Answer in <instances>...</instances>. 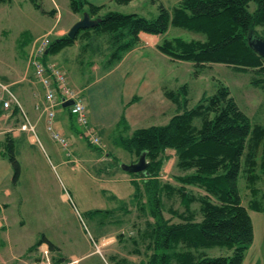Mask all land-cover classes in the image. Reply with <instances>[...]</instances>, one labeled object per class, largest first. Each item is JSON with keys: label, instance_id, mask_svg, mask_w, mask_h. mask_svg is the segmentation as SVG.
<instances>
[{"label": "trees", "instance_id": "16d2710c", "mask_svg": "<svg viewBox=\"0 0 264 264\" xmlns=\"http://www.w3.org/2000/svg\"><path fill=\"white\" fill-rule=\"evenodd\" d=\"M7 1L0 0V3ZM29 1L40 9L37 0ZM152 2L157 4L158 13L148 19L137 14H101L103 7L85 0H69L73 13H80L82 17L86 12L91 19H100V22L91 29L78 31L73 39L67 34L51 38L41 61L46 63L47 57L71 47L79 38L85 40L98 33L110 46L101 62L102 68L109 70L139 43V33L163 36L170 27H176L202 34L204 40H165L158 47L161 53L195 66L224 64L239 71H252L258 78L251 83L264 88V59L249 47L247 40L251 34L259 37L257 27L264 28V0H182L171 12L157 0ZM251 2L255 4L253 11L249 9ZM82 49L84 51L85 47ZM181 89L186 91V86ZM167 95L177 106L179 102L181 107L184 103L180 114L171 117L165 125L138 128L114 140V145L137 159L142 153L146 155L149 163L146 171L130 176L140 178L131 182L135 186L133 200L140 206L138 210L144 209L145 198L152 219L145 220L146 249L150 251L146 261L129 263L121 259L116 263L242 264L253 243L254 232L250 215L242 205L238 179L246 175L253 198L257 193L256 181L259 176L264 177V125H252L223 86L212 96L202 97L192 109L186 108L187 100L181 98L179 90ZM2 111L0 104V115ZM67 111L73 118L69 108ZM197 118L201 120L198 128L193 125ZM87 145L92 146L88 142ZM168 150L175 153V167L184 172L173 177L178 187L161 181L163 166L169 160ZM3 155L16 182L20 166L11 140H7ZM187 186L201 189L204 195L191 194ZM174 194L180 197L183 211L168 208L170 218H166L163 197L170 198ZM194 203L198 205L199 219L192 208ZM249 203L250 208L260 212L257 199ZM172 218H177V222ZM214 248H226L230 254L207 256L205 251Z\"/></svg>", "mask_w": 264, "mask_h": 264}, {"label": "rangeland", "instance_id": "374dc122", "mask_svg": "<svg viewBox=\"0 0 264 264\" xmlns=\"http://www.w3.org/2000/svg\"><path fill=\"white\" fill-rule=\"evenodd\" d=\"M177 1L179 0H161V4L167 10H171L177 5ZM53 3L58 5L60 22L51 14L54 9ZM148 3L153 5L150 1ZM37 4L40 9L29 0H10L0 3V81L2 82L15 79L16 76L11 75L14 69L23 72L25 60L28 70V51L34 39L46 33H50L52 39L55 38L53 29L44 31L53 26L54 28L66 26L74 18L69 0H37ZM135 6L137 5L117 8V10L124 14L140 13L141 8H134ZM249 7L253 11L255 4L251 2ZM157 13V6L153 5L145 14L139 15L148 16L146 18L150 19L156 17ZM76 14L77 17H81L80 13ZM256 33L264 39L263 27H257ZM165 38L166 40L180 38L184 41L204 40L202 34L176 27L168 29ZM79 39L77 42L80 48L85 47L84 53L79 58L83 64L76 68L78 71H74L73 74L79 75L78 83L85 80L91 82L95 78L92 63L99 65L97 76L103 70L101 62L109 52L110 46L105 37L98 33H93V36L85 40ZM76 51L77 49L73 48L71 56H74ZM48 58L50 59V56ZM178 64L177 68L170 69L166 66L165 70H171L170 74L178 79L176 90L181 93V98H186L187 109L194 108L202 97L212 96L219 87L223 86L229 90L230 96L248 116L252 125H264V88L251 83L252 79L258 78L254 72L239 71L224 64L195 66L193 63L182 61ZM184 85L186 91L180 90ZM19 86H26V82ZM183 106L184 103L182 110ZM57 111L67 112V108L60 107L56 110L55 121L59 116ZM193 125L200 127L201 120L195 119ZM77 127L79 140L77 139L78 142L72 146L63 133L55 128L69 142V157L60 144L53 141L50 136L48 137L50 139L41 142V149L39 143L29 149L15 145L22 186L26 191L31 190L32 196L35 194V197L39 196V200L43 199L40 210L49 216L46 221L49 231L54 232L58 225L69 228L66 231L68 234H65L66 243L63 251L80 258L77 264H117L116 261L121 259L129 263H137L141 259L146 261L150 251L146 249L148 241L145 235L148 228L145 220H152L148 213L149 205L143 198L144 209L138 210L140 206L133 200L135 186L128 180L120 181L122 177L130 178V173L121 170V165L130 164L131 160L135 162L137 158L104 138L110 152V160L101 163L88 161L90 156L85 152L91 153L92 160H96L101 154L96 147L87 145V142L90 144L88 138H83L81 128ZM113 138H117L116 131L113 132ZM168 153L169 160L163 166L164 177L162 176L161 181L178 187L179 184L173 177L184 172L175 167V158ZM58 157L64 160L74 159V161L66 165H58ZM256 173L258 175L259 171L257 170ZM248 186L246 175H241L238 179V188L242 205L247 209L252 220L254 232L253 243L245 253L242 264H264V212H262L264 211V177L259 176L256 181L254 187L257 188V193L253 198ZM186 189L195 196L204 195L201 189L194 186H187ZM252 199H257L259 202L261 213L248 206ZM163 202L166 218H170L171 209L183 211L178 194L170 198L164 196ZM192 208L197 211V219H199L198 205L194 203ZM172 220L177 222V218ZM16 252L21 253V250ZM205 253L209 257L230 254L226 248L208 249Z\"/></svg>", "mask_w": 264, "mask_h": 264}, {"label": "crops", "instance_id": "0c3cea01", "mask_svg": "<svg viewBox=\"0 0 264 264\" xmlns=\"http://www.w3.org/2000/svg\"><path fill=\"white\" fill-rule=\"evenodd\" d=\"M85 1L97 7H103L101 14L106 12L124 14L117 8L137 5L134 8L140 7L141 12L129 14L139 15L145 14L151 6H157L152 0ZM149 1L153 5L149 4ZM157 2L161 3V0H157ZM181 2L182 0L177 1V5L173 9L178 7ZM53 4L54 9L51 14L60 22L61 15L58 5ZM173 9L169 11L171 12ZM76 15L73 13L74 18L68 25L59 28L53 26L44 32L53 29L56 38L66 35L71 26L81 19ZM165 35L154 36L139 33V43L125 53L113 68L103 69L96 76L100 68L99 65L92 63L95 78L91 82L85 80L79 81V84L77 82L79 75L73 74L74 71H78L76 68L83 64L79 58L84 51L77 41L71 47L64 48L55 55H50V59L47 57L46 61L59 68L64 73L69 85L81 93L87 108L89 124L100 138L101 147L98 149L101 156L92 160L91 153L85 152L90 156L88 161L101 163L110 160V152L104 138L111 140V143L114 144L116 138H113V132L116 131L118 137L121 134H131L138 128L165 125L171 117L182 112L181 102L177 106L167 95V92H176V85L179 83L178 79L170 74L171 70H165L166 66L174 69L179 66L178 63L181 61L172 60L160 52L158 47L166 40ZM73 48L77 51L74 56H71ZM11 73L16 76L15 79L8 82L0 81V83L9 86L12 95L18 102V105L12 104L0 115V264H31L38 256L36 245L39 242L52 246L54 263L58 261L57 264H77L80 258L75 257L74 254L68 255L63 251V246L66 243L65 234H68L66 231L69 228L58 225L54 232L49 231L46 227L49 216L40 210L43 199L39 200V196L35 197V194L32 196L31 190L26 191L20 182V177L16 182H13L12 168L3 155L7 140H11L14 146L18 144L27 149L39 143V149H41V142L49 137L45 129V118L39 110L35 109L37 105L43 103V89L34 80L30 69L27 70L26 60L23 72L14 69ZM74 75L77 79L74 78ZM25 82L26 86H19ZM133 99L134 101L131 102ZM57 114L59 116H57L55 128L57 127L63 133L72 146L79 140L77 124L74 118L69 116L68 111H57ZM122 121L124 123H121ZM28 123L35 128L33 133L22 130V126ZM80 132L82 134V131ZM82 137L84 138L83 134ZM169 151L172 150H168L167 153ZM168 154L175 158L174 152ZM66 155L69 157L67 152ZM26 156L28 159V154ZM57 159L58 165H66L74 161V159L64 160L61 157ZM139 179L130 176L129 179L122 177L120 181L132 182ZM62 196L64 197V194ZM16 250H21V253H17Z\"/></svg>", "mask_w": 264, "mask_h": 264}, {"label": "built area", "instance_id": "2783aa9c", "mask_svg": "<svg viewBox=\"0 0 264 264\" xmlns=\"http://www.w3.org/2000/svg\"><path fill=\"white\" fill-rule=\"evenodd\" d=\"M50 33L34 39L27 58V66L32 70L35 81L43 89V103L36 106L45 118V129L50 138L59 143L61 148L69 155V142L55 129L56 110L66 101H71L68 107L76 124L82 129L85 138L96 147L101 146L99 136L89 124L87 108L81 93L73 89L64 73L51 63L42 62V57L50 42ZM0 104L3 110H8L12 104L18 102L9 90V86L0 83ZM22 130L34 132L32 125L25 124ZM38 256L31 264H54L52 252L46 243L37 246Z\"/></svg>", "mask_w": 264, "mask_h": 264}, {"label": "water", "instance_id": "95a60500", "mask_svg": "<svg viewBox=\"0 0 264 264\" xmlns=\"http://www.w3.org/2000/svg\"><path fill=\"white\" fill-rule=\"evenodd\" d=\"M100 22V19H91L89 15L85 12L83 13L81 19L75 22L67 32V36L73 39L78 31L91 29ZM249 47L260 57L264 59V39H261L254 35H249L248 38ZM71 101H66L62 104L63 108H67L71 105ZM149 163L146 160L145 153H142L136 162H131L130 164L121 165V170L130 174H137L145 172L148 168Z\"/></svg>", "mask_w": 264, "mask_h": 264}]
</instances>
